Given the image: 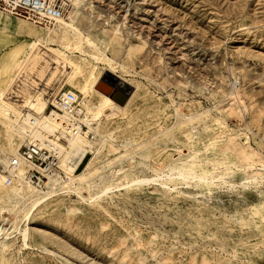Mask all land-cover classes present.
<instances>
[{
	"label": "rangeland",
	"instance_id": "obj_1",
	"mask_svg": "<svg viewBox=\"0 0 264 264\" xmlns=\"http://www.w3.org/2000/svg\"><path fill=\"white\" fill-rule=\"evenodd\" d=\"M62 1L50 31L0 7V91L39 36L46 52L5 100L43 91L50 112L75 89L89 111L109 70L135 88L93 122L91 187L27 217L0 181V264H264V0ZM13 120L0 113V174L26 139ZM155 162L172 176L126 186Z\"/></svg>",
	"mask_w": 264,
	"mask_h": 264
},
{
	"label": "bare ground",
	"instance_id": "obj_2",
	"mask_svg": "<svg viewBox=\"0 0 264 264\" xmlns=\"http://www.w3.org/2000/svg\"><path fill=\"white\" fill-rule=\"evenodd\" d=\"M21 17H24V16H21ZM25 18L29 20V18L27 17ZM26 19L22 20L23 23L25 24H27L28 22ZM63 19L64 18L59 20V22L65 23ZM44 27H47V26H44ZM51 29L52 27L49 28L48 31H50ZM39 39H40L39 42L35 41L31 43L32 52L29 54V56L26 59L21 60L16 64V73L14 77L11 79L9 86H7L6 88L0 91V113L10 120H13V118L16 117V119L13 120L15 122L16 130L24 139L26 138L25 141L31 140V139H44L51 135H58L60 138H62L63 139L62 140L63 151L61 155V169L62 171H64V173H66L69 179L63 181L59 174L57 176L49 177L47 184L49 187L52 186V188L48 189L47 191H43V190L33 187L31 184L27 183L24 180L25 174L27 173L29 168L32 167L30 163L24 162L22 166H19L17 169H14L11 166L12 157L11 158L9 157L10 159L8 158V159L3 160L5 165L2 166L3 171H2V174H0V181H2L3 184L6 185L7 183L6 177L8 175L7 173L15 174L17 176L16 177L17 179L14 181V183L15 182L16 183L15 184L12 183V184L17 185L14 188V192L22 196L23 198L24 207L27 208V214H26L27 217L31 215L32 212L37 207H39L44 201H46L48 197L46 198L43 195L54 194L56 193V191H60V190L80 192L81 190L85 189V184L91 187L92 185H90V182H92L93 178H95V175H94L95 173L92 172L93 170L92 166H93L95 157H92L89 159L84 169L79 174H77L78 171H76V169L80 166V164L83 162V160L85 159L88 153L92 152L93 154H96V155L98 153L97 152L98 150L97 151L93 150V147H92L93 140H89L80 135H73L72 133L68 131V129L63 124L65 120L64 116L58 114L57 112L53 110H51L50 112L47 111L49 102H47L43 98V91L41 92L37 91L35 94H31L29 91H27L28 89L20 90L19 92L14 91V93H17L18 96L20 97L23 96L22 104H18L16 102L5 100V97L8 94L7 92L14 90L11 87L15 85L18 79L20 80L22 79L23 76H27L28 71L30 70L32 72L35 69H39L41 60L42 59L46 60L45 58L46 52L41 54V51L39 48L43 38L39 36ZM52 58L56 59L57 61L61 59L58 53ZM67 60H68L67 63H71L69 59ZM42 65L44 64H41V66ZM106 81L113 82L116 85L118 90H120L123 93L128 94L129 97L132 96L134 92L135 87L132 84H130L129 81L122 79L118 75L114 74L112 70L106 71L104 75L102 76L101 80L96 79L92 87L100 94L101 101L98 105L94 107H90L89 111L88 110L86 111L85 119H86V122L89 124L90 128L93 126L94 124L93 122L95 120H98L100 117H103V116H108L109 115L108 111L110 109H112L113 107H119L117 104L118 102L111 96V91L109 90V88L105 87L107 86ZM27 82H25L26 88H27ZM88 91H89L88 85L82 88V92L87 93ZM82 103L84 107H86L87 109V101L85 100L84 97L82 98ZM22 108H28V111L23 112ZM125 108L126 106L121 107L123 111L125 110ZM88 112L91 113V118H88ZM177 151L182 152L183 149L182 150L178 149ZM18 152H19V149L15 148L12 150V155L16 156L18 155ZM167 168L168 166L165 164L164 166L160 168H156V172L159 173V174H155L157 175L156 177L148 176V175L138 176L126 186L157 183L159 182V179H162V177H164L165 175H168L171 177L172 173L168 174L167 171L169 168L168 169ZM154 169H155V166H153V170ZM8 185H11V184H8ZM105 190L108 192L109 190H111V187L106 188ZM24 192H28L27 197L23 196Z\"/></svg>",
	"mask_w": 264,
	"mask_h": 264
},
{
	"label": "built area",
	"instance_id": "obj_3",
	"mask_svg": "<svg viewBox=\"0 0 264 264\" xmlns=\"http://www.w3.org/2000/svg\"><path fill=\"white\" fill-rule=\"evenodd\" d=\"M0 7L11 14L27 17L36 25L48 27L58 24L67 14L66 5L62 0H0ZM49 109L65 117L63 124L73 135H80L89 140L97 139L98 133L86 122V108L82 103V95L77 90L62 88L50 101ZM62 140L58 135L26 140L18 155L12 157L11 166L17 169L24 162L30 163L32 167L25 174L24 180L40 190L51 189L52 186L49 187L47 184L49 177L59 174L63 181L69 179L61 169ZM85 159L76 171L80 169ZM154 166V174H159L156 168L162 167L163 163L155 162ZM7 174V183H14L17 176Z\"/></svg>",
	"mask_w": 264,
	"mask_h": 264
},
{
	"label": "water",
	"instance_id": "obj_4",
	"mask_svg": "<svg viewBox=\"0 0 264 264\" xmlns=\"http://www.w3.org/2000/svg\"><path fill=\"white\" fill-rule=\"evenodd\" d=\"M109 90L111 91V96L119 103L125 104L128 99V94L121 92L117 89L116 85L111 81H106Z\"/></svg>",
	"mask_w": 264,
	"mask_h": 264
}]
</instances>
